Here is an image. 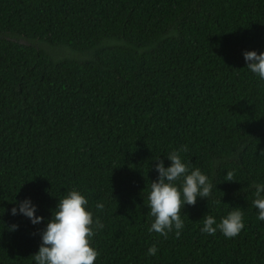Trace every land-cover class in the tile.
<instances>
[{
    "label": "trees",
    "instance_id": "16d2710c",
    "mask_svg": "<svg viewBox=\"0 0 264 264\" xmlns=\"http://www.w3.org/2000/svg\"><path fill=\"white\" fill-rule=\"evenodd\" d=\"M252 50L264 51V0H0V264H31L70 189L103 224L93 264H264L249 187L264 181V83L242 58ZM181 146L213 189L165 238L147 231L145 197L154 159L167 167ZM25 197L40 224L9 214ZM230 207L243 213L236 237L200 232L203 215L219 222Z\"/></svg>",
    "mask_w": 264,
    "mask_h": 264
},
{
    "label": "clouds",
    "instance_id": "9594fccd",
    "mask_svg": "<svg viewBox=\"0 0 264 264\" xmlns=\"http://www.w3.org/2000/svg\"><path fill=\"white\" fill-rule=\"evenodd\" d=\"M245 67L255 78L264 83V51H243ZM186 151L185 146L170 151L166 157L169 164L156 157L155 172L157 177L149 183L145 197V207L151 218L147 231L158 233L167 238L173 233L176 238L181 236L184 220L181 209L185 205H193L198 198L210 195L213 185L208 176L197 167L190 168L189 163L181 159L180 153ZM231 181L232 173H226ZM253 189L252 207L256 210V219L264 223V181H254L249 185ZM144 203V202H143ZM10 215H22L32 225L40 224L44 218L37 215L36 205L30 198L14 201ZM88 201L76 189H70L56 203L50 212V218L38 232L39 245L31 254V264H93L98 256L92 246L95 233L103 228L99 219H93L92 212L87 208ZM103 205L96 204L100 209ZM243 213L239 207H230L226 215L216 221L212 215H203L200 232L212 235L219 231L225 239L236 237L243 229ZM11 225L9 231L15 230ZM156 245L146 250L147 256H155Z\"/></svg>",
    "mask_w": 264,
    "mask_h": 264
},
{
    "label": "rangeland",
    "instance_id": "374dc122",
    "mask_svg": "<svg viewBox=\"0 0 264 264\" xmlns=\"http://www.w3.org/2000/svg\"><path fill=\"white\" fill-rule=\"evenodd\" d=\"M46 47H47V46H46ZM47 49H48V51H47V52H48V53H50V52H49V51H50V49H49V48H47ZM66 52H67V53H69L68 51H66ZM50 54H51V53H50Z\"/></svg>",
    "mask_w": 264,
    "mask_h": 264
}]
</instances>
